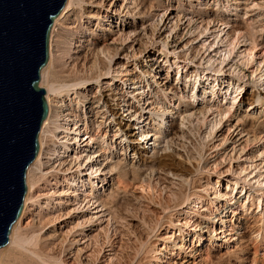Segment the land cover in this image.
Instances as JSON below:
<instances>
[{
	"label": "bare ground",
	"instance_id": "1",
	"mask_svg": "<svg viewBox=\"0 0 264 264\" xmlns=\"http://www.w3.org/2000/svg\"><path fill=\"white\" fill-rule=\"evenodd\" d=\"M48 53L0 264H264V0H64Z\"/></svg>",
	"mask_w": 264,
	"mask_h": 264
},
{
	"label": "water",
	"instance_id": "2",
	"mask_svg": "<svg viewBox=\"0 0 264 264\" xmlns=\"http://www.w3.org/2000/svg\"><path fill=\"white\" fill-rule=\"evenodd\" d=\"M63 3L0 0V246L21 212L25 170L39 148L37 135L48 112L39 72Z\"/></svg>",
	"mask_w": 264,
	"mask_h": 264
},
{
	"label": "rangeland",
	"instance_id": "3",
	"mask_svg": "<svg viewBox=\"0 0 264 264\" xmlns=\"http://www.w3.org/2000/svg\"><path fill=\"white\" fill-rule=\"evenodd\" d=\"M187 141H190V139H187V140H185L184 142H183V145L184 146H186V148L187 149H189L190 151L192 150V149H190L191 147L193 148V147H196L197 145H198V141H196V140H191L190 142H187ZM186 142V143H185ZM196 142V143H195ZM190 143V144H189ZM193 143H195V144H193ZM188 144H189V146H188ZM146 145V142H142L141 143V147H142V149H143V147ZM151 158H148V160H150ZM136 161L134 162V164L136 165ZM133 164V160H130L129 162H128V165L126 166V174H124L122 177H120V180L122 181V183L120 182V184H121V186L123 187V186H125V187H123L122 188V190H121V197H119V198H114V200H112V199H110V205H111V207L114 209V212H115V214H116V216H118V217H120V219H123V217H131L132 215L133 216H135V217H137V215H138V217H140L141 216V213H140V211H138V210H136V209H134V207L131 205V201L130 200H128V199H126V198H123V195H124V193L126 192V194L127 193H129L130 191H131V189H132V186L134 185V183L136 182V181H140L141 180V178H142V173H143V170H142V165H140V166H138V167H136V166H133L132 165ZM185 167H186V165H184ZM158 167H160V165H158ZM181 167H183V166H181ZM146 168L148 169V167L146 166ZM150 168H151V166H150ZM150 170V169H149ZM124 189V190H123ZM125 194V195H126ZM157 197H156V199L155 198H153V200L155 201H157ZM159 201V200H158ZM157 201V202H158ZM131 210H133V211H131ZM140 213V214H139ZM135 214V215H134ZM129 217V219H131ZM131 229V230H130ZM132 231H136V228H129V230L127 229V230H125L124 231V229H123V233L125 234V235H127L128 237L131 235V233H132ZM125 237V240H126V242H125V244H124V251L125 252H130V251H132V250H135L136 248H138V246H139V243H138V241L136 242V243H134V242H128L127 243V238H126V236H124ZM128 245H127V244ZM127 245V246H126ZM130 245H132V247L130 246ZM127 247V248H126ZM131 247V248H130ZM130 249V250H129ZM46 251H48V252H50V254L51 255H53V254H55V251L51 248V247H47L46 248ZM126 255V254H125ZM215 255V256H214ZM213 255V260L215 261V263L216 264H218V261H219V259H220V254H214ZM125 257V256H124ZM215 257V258H214ZM217 258H219V259H217ZM127 260L128 259H126V258H124V260H123V263L125 264L126 262H127ZM226 261H228L229 262V260L227 259ZM120 264H122V262L120 263ZM227 264V263H226ZM230 264H233V262L232 261H230Z\"/></svg>",
	"mask_w": 264,
	"mask_h": 264
}]
</instances>
